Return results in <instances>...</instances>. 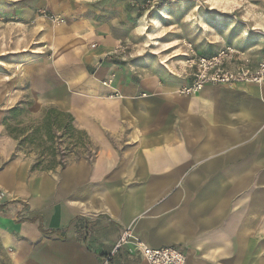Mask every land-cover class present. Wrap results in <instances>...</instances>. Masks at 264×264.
<instances>
[{
    "label": "crops",
    "instance_id": "1",
    "mask_svg": "<svg viewBox=\"0 0 264 264\" xmlns=\"http://www.w3.org/2000/svg\"><path fill=\"white\" fill-rule=\"evenodd\" d=\"M25 3L3 0L0 20L4 34L34 20L33 60L0 83L12 81L16 98L24 92L35 106L71 116L84 138L80 154L48 171L5 153L0 264H146L133 240L114 251L126 229L152 249H181L186 264H264V85H207L179 95L190 80L142 52L124 61L109 56L122 38L125 4L50 25ZM188 3L194 12L185 4L180 17L196 19L194 37L185 36L195 50L210 57L229 46L255 66L264 0ZM5 53L4 74L11 71Z\"/></svg>",
    "mask_w": 264,
    "mask_h": 264
},
{
    "label": "rangeland",
    "instance_id": "2",
    "mask_svg": "<svg viewBox=\"0 0 264 264\" xmlns=\"http://www.w3.org/2000/svg\"><path fill=\"white\" fill-rule=\"evenodd\" d=\"M189 1L26 0L25 7L27 10L35 11L37 20H44L50 25H63L68 21L81 22L83 18L98 16L102 11H110L109 3H123L127 12L124 11L119 15L118 28L122 38L118 41L126 43L130 47V53L142 52L141 54L148 58L152 65L180 74L185 61L192 57L187 47L183 45V41L191 44L197 56L208 54L195 50L193 44L187 39L195 35L196 19L191 15L186 19L187 21H183L180 16L184 15L185 4L188 5L186 13L194 12L191 11V7L196 4L188 3ZM2 2L3 0H0V7L3 5ZM13 21L19 23L20 20ZM21 21L23 25L25 23V26L9 25L4 34L6 27L3 25L4 21L0 20V64L4 59L2 56L7 54L5 52L11 54V71H6V74L3 71L0 72V78L5 80H9V76L16 78L20 68L22 69L18 65L19 62L33 60L32 48L38 39L32 29L34 20ZM129 23L140 27L138 33L130 30ZM163 30H166L165 33H161ZM143 48L146 49L142 51ZM17 89L18 86L12 81L9 85L0 83V167L6 162L4 155L10 149L13 152L8 160L16 156L30 159L32 170L36 164L47 167L52 160L57 167L65 166L69 158L76 153L80 154V150L78 151L81 148L80 140L84 137L67 131L65 116L52 112L51 108L35 106L36 104L28 94L22 92L20 97L16 98ZM9 92L11 96L8 95ZM56 122L60 125L54 124ZM48 123L52 124L50 128H46Z\"/></svg>",
    "mask_w": 264,
    "mask_h": 264
},
{
    "label": "built area",
    "instance_id": "3",
    "mask_svg": "<svg viewBox=\"0 0 264 264\" xmlns=\"http://www.w3.org/2000/svg\"><path fill=\"white\" fill-rule=\"evenodd\" d=\"M191 58L185 61L179 76L189 79L186 86L180 87L177 93L182 96H192L199 93L205 86H233L236 84L264 85V47L261 50L259 60L252 65L245 52L232 47H224L210 57L197 56L192 50L191 44L183 41ZM94 45L93 47H95ZM130 54V47L118 41L113 51L109 54L119 60H125ZM187 55V54H186ZM112 83V78L103 82V85ZM7 194L0 191V203L4 202ZM83 225V224H82ZM134 241L137 250L146 264H186L185 254L176 247H162L152 249L135 240L131 229H126L120 236L114 251L118 250L128 241Z\"/></svg>",
    "mask_w": 264,
    "mask_h": 264
},
{
    "label": "trees",
    "instance_id": "4",
    "mask_svg": "<svg viewBox=\"0 0 264 264\" xmlns=\"http://www.w3.org/2000/svg\"><path fill=\"white\" fill-rule=\"evenodd\" d=\"M51 109H52V108H51ZM52 112H55V113H57L58 115H60V116H65V117L67 118V125H68V126H66L67 131H71V132H73L74 134H79V135H81L82 137H84V135H83L82 132L76 131V130L72 127V121H73V119H72L71 116L66 115V114H63V113H61V112H59V111H57V110H55V109H52ZM54 124H56V125H58V126L60 125L59 122H56V123H54ZM51 125H52V124L48 123L47 126H46V128H50ZM82 141H83V139L80 140V145H82ZM54 164H55V162H54V160H52V161H50V165H49V166H47V167H43V166H41L40 164H36V165L34 166V169H38V168H39L38 170L48 171V170H52V169H54L55 167H57V165H54ZM40 167H42V168H40Z\"/></svg>",
    "mask_w": 264,
    "mask_h": 264
},
{
    "label": "bare ground",
    "instance_id": "5",
    "mask_svg": "<svg viewBox=\"0 0 264 264\" xmlns=\"http://www.w3.org/2000/svg\"><path fill=\"white\" fill-rule=\"evenodd\" d=\"M169 49V48H168Z\"/></svg>",
    "mask_w": 264,
    "mask_h": 264
}]
</instances>
